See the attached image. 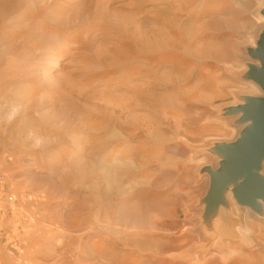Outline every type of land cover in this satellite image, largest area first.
Wrapping results in <instances>:
<instances>
[{
	"label": "rangeland",
	"instance_id": "obj_1",
	"mask_svg": "<svg viewBox=\"0 0 264 264\" xmlns=\"http://www.w3.org/2000/svg\"><path fill=\"white\" fill-rule=\"evenodd\" d=\"M177 1L22 0L17 35L0 40V264H264V199L258 208L237 200L243 176L221 203L206 202L220 145L250 124L230 109L264 96L248 54L264 5L180 0L175 11ZM206 5L241 19L239 51L218 59L152 45L170 13L204 21ZM132 204L147 217L132 221ZM194 228L211 238L160 239ZM202 243L209 252L198 256Z\"/></svg>",
	"mask_w": 264,
	"mask_h": 264
},
{
	"label": "bare ground",
	"instance_id": "obj_2",
	"mask_svg": "<svg viewBox=\"0 0 264 264\" xmlns=\"http://www.w3.org/2000/svg\"><path fill=\"white\" fill-rule=\"evenodd\" d=\"M183 2L184 1L181 2L178 0L174 10L179 11ZM254 3L258 6H263L264 0H255ZM23 6H25V4L23 5L22 0H0V40H5L9 36L17 35V33L15 34L16 30L14 28L20 24L21 17L26 13ZM212 7H209V5L203 7L202 12L209 13V18H206L204 21L193 12L194 10L187 13V19L182 18V14L180 15V13L177 15H175L174 12L170 13V15L167 16L166 23L171 29L165 30L164 34H153L150 36L152 41L158 39L163 40V42L159 44L155 42L154 44L152 43V45L158 49H163L165 52H179L181 49L186 52H198V54L206 52L212 55L216 52L218 59L226 57L231 52L239 51L241 44L246 42L245 34L241 31L243 28L240 23L241 19L237 18L235 15H232L227 20L220 19ZM54 12L56 13L57 10ZM34 15L35 13H32V17H34ZM257 22L262 26L264 24V15L257 17ZM30 23L35 22L30 20ZM42 29L43 35H45V33H53V29L50 26L42 27ZM55 29H57L56 25ZM0 52L2 55L5 50L0 49ZM11 114L12 113H7L8 116H11ZM98 167L108 182H117L116 176L108 169L104 170L101 165H98ZM138 205H126L127 207L124 209V212L132 218V221L147 217V208ZM163 207L166 206L164 205ZM262 208L264 211V203H262ZM169 209L171 210L169 216H174L176 209L170 207ZM220 226L219 238L221 239V247L223 248L226 245V243H224L226 236H228L230 232L229 227L226 226L223 221L220 222ZM149 227L152 229L153 225ZM191 231H194V236H192ZM191 231L189 230L187 235L183 232L180 233L176 231L172 234H165L163 235L164 238L161 236L162 238L160 239H165L164 242H166L169 247H184L186 244L190 243L191 237L197 239L204 238V240L211 238L209 233H204L200 229L194 228L191 229ZM208 245L209 244L206 243L196 245L195 248H199V253L197 255L203 256L208 253Z\"/></svg>",
	"mask_w": 264,
	"mask_h": 264
},
{
	"label": "water",
	"instance_id": "obj_3",
	"mask_svg": "<svg viewBox=\"0 0 264 264\" xmlns=\"http://www.w3.org/2000/svg\"><path fill=\"white\" fill-rule=\"evenodd\" d=\"M248 54L260 62L259 67L250 68L249 77L264 90V27L256 47L248 49ZM230 112H240L239 122L250 121V124L243 128L238 140L220 145L224 159L216 170H209L207 207L221 203L228 183L243 176L234 194L241 203L258 208V200L264 199V177L257 173L264 159V96L248 97L245 104L234 106Z\"/></svg>",
	"mask_w": 264,
	"mask_h": 264
}]
</instances>
